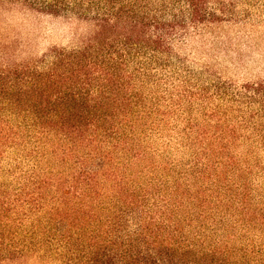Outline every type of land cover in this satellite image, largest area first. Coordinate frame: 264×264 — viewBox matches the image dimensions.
<instances>
[{
    "label": "trees",
    "instance_id": "obj_1",
    "mask_svg": "<svg viewBox=\"0 0 264 264\" xmlns=\"http://www.w3.org/2000/svg\"><path fill=\"white\" fill-rule=\"evenodd\" d=\"M204 3L100 7L99 25L118 35L0 70V263L54 253L71 264H264L208 219L227 207L220 193L184 188L152 158L150 142L192 103L177 45L210 17ZM8 5L90 10L81 0H0Z\"/></svg>",
    "mask_w": 264,
    "mask_h": 264
},
{
    "label": "rangeland",
    "instance_id": "obj_2",
    "mask_svg": "<svg viewBox=\"0 0 264 264\" xmlns=\"http://www.w3.org/2000/svg\"><path fill=\"white\" fill-rule=\"evenodd\" d=\"M81 1L90 8L82 18L29 5L1 7L0 70L39 64L55 47L109 40L120 29L99 25V8L136 0ZM204 2L210 17L177 45L192 103L177 108L173 131L150 142L152 158L158 174L166 169L184 188L200 187L213 199L220 193L227 207L214 208L208 219H222L237 244L264 253V0ZM0 264L71 263L52 253Z\"/></svg>",
    "mask_w": 264,
    "mask_h": 264
}]
</instances>
